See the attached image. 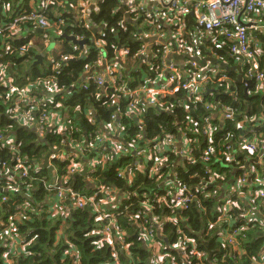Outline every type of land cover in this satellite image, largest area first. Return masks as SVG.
<instances>
[{"label": "trees", "instance_id": "16d2710c", "mask_svg": "<svg viewBox=\"0 0 264 264\" xmlns=\"http://www.w3.org/2000/svg\"><path fill=\"white\" fill-rule=\"evenodd\" d=\"M18 3L21 5L20 13H28L31 9H40V6L36 7L33 4L31 6L30 0H0V24H6L15 15H18H12V12L16 11ZM118 7V0H102L98 4V11L92 10L87 15L89 24H86L78 14L65 11L64 0H55L44 13L49 31L54 34V39L59 42L58 46L62 48L59 55L52 53L51 56L59 62H62V59H67L55 76L57 89L61 91L60 95L56 97V101H61L62 105L59 110L50 109L52 112L60 111L62 115L65 114L64 125L60 132L46 134L42 138V142L38 143L33 131L19 128L9 122L3 113V108L0 107V129L10 130V134H13L19 144L20 157L35 163L30 175L32 180H22L16 193L10 195V200L0 204V226L10 223L15 228V234L24 238L26 243L22 250L8 255H5L6 249L0 246V264H111V247L106 242H100L101 237L95 233L96 229L107 225V221L94 220L92 211L87 208L73 209L68 213V216L51 217L47 207L53 199L54 192L48 191L49 188L39 181L41 176L49 173L47 169H39V165L44 163L52 149L62 148L63 145H83L81 158L77 163L87 165L88 162H91L94 155L89 153V146L87 149L86 146L102 129V126L111 122V117L118 118V124L123 128L125 135L123 143L126 145L139 148L150 147L152 141L170 136L174 141L186 139L192 150V158L196 160L195 164H184V167L178 166L173 171L171 168L161 171L164 177L168 172H171L170 174L174 172L177 184L190 188L195 197L189 208L179 214L180 221L176 224L163 226L162 236H157L152 232L155 235H153V240L162 249L164 246L180 245L185 240L190 241L185 244V252L169 251L174 257V263H197L196 255H192L191 248L193 246L197 254H204L202 259L205 264H255L264 248V206L257 198L254 201L253 195L258 189L254 187L253 193L251 192V196L246 197V200L253 203L255 211L250 213L253 218H256L258 212L263 221L245 225V217L247 218L249 215H244L245 213L249 214L250 211L241 210L245 203L240 201L239 194L245 195L248 189L239 185L238 180L243 177V168L250 166L253 171L248 174L250 181H254L255 173L263 176L264 167L252 160L264 153V149H258L256 154L242 151L234 156L232 162H228L225 147L228 143L236 145L237 140L242 137L257 141L262 144L261 146H264V93L259 92L252 82L248 86L247 95H245V86L238 81V74L233 72L234 66H231L234 63L230 52L231 44L227 38L219 36L218 48L213 49L212 53L214 52L215 57L228 65L226 66L228 71L222 72L226 79L225 81L219 79V82L214 79L213 82L207 81L204 84L201 82V89L199 88L201 100L195 102L196 96L189 97L192 111L181 102L182 98L186 97L184 91L175 90L172 96L161 99L167 109L166 112L158 107L148 105L144 108L138 102L137 108L141 110V113L130 115V104L134 98L129 94L148 83H153V77L162 74L163 48L153 46L150 60L141 64L138 61L137 56L145 48L143 40L138 39V32L148 31L150 27H146V25H151V29L154 28L158 32L171 31L173 33L175 28H168L169 26L165 22L146 14L132 17V19H136L135 23L122 24L123 13L117 10ZM261 20L264 21V18ZM179 21L184 29L183 40L186 46L188 45L192 49L191 39L198 32L194 16L186 14L179 17ZM90 24L99 28L102 26L103 35L94 33L88 27ZM28 29H34V26L27 25L26 30ZM62 35L86 40L87 51L83 53V50L73 46L72 42L60 37ZM95 41L99 42V47L95 46ZM28 42V38L11 42L13 50L11 54L0 58L1 64L12 71L15 69L18 72H25L24 67L34 62V50L30 48L24 56H19L15 49L26 46ZM42 43H44L43 40H38V45ZM250 46L259 57V67L264 72V36L252 38ZM195 50H198L201 55L207 54L203 48H195ZM121 52H127L122 57L124 64L135 65L139 68L137 67L132 74L121 71L122 78L116 80L113 86L107 85L103 92L91 81H88L87 89L81 87V78L87 67L94 66L102 57L107 61L120 59L119 53ZM43 56L45 57V55ZM43 62L44 67L38 64L29 70L30 74L25 72L29 78L44 80L52 74L50 64L46 60ZM247 72V68H244V77ZM15 76L17 75L15 74ZM17 79L18 82H21L20 75L17 76L16 81ZM230 86L233 88L234 95L227 92L230 90L228 89ZM171 88L173 89V87ZM3 92L4 89L0 88V95ZM207 106L213 107L219 113L225 108H232L236 111L235 119L225 120L221 123L217 120L209 121L210 111L206 110ZM207 124L210 125L209 129L206 128ZM240 124H242V128L245 124H251L252 128L258 127L259 129L252 130L242 136ZM101 132L104 133V130ZM208 141L212 143L213 153L209 155L208 161H204L202 156L208 148ZM232 151L234 150L232 149ZM0 156L2 159H8L5 152ZM133 158L134 156L113 159L108 165L98 166L97 173L92 175L94 178L93 187L123 189L124 192L132 194L128 200L123 202L120 210L115 212L118 213L117 231L128 245V255L124 254L120 258L121 264H157L152 261L150 251L145 248L142 235L144 232H149L151 218L153 215H160L163 206L151 204L153 210L150 219L141 207L144 201H149L148 196L143 198V195L164 190L165 183L156 182L149 171L146 173L135 172L132 181L129 182L119 174L118 170L111 169L113 163L127 166L132 163ZM169 160H172V157ZM52 165L57 170L59 177L67 178L66 187L84 195H92L93 188L86 184L83 177L69 178V161L55 160ZM206 166L215 169L221 176L215 180L218 185H215L214 182L209 183L211 175L207 174L209 168ZM163 176L160 182L164 180ZM232 188H235V192L230 194L228 199L235 201L234 204L238 201L240 209L235 208L236 205H232L229 210H226L224 217L222 216V206L225 200L222 199V196L220 198V195L226 193L225 191L229 192ZM166 200L170 204L173 198L170 197ZM125 207H127L126 210ZM138 212L139 216L135 218ZM236 213L239 216H235ZM163 214L168 215L169 209L165 208ZM239 217L244 218L239 219L235 226L238 229L242 228L241 235L236 238L238 253L232 246L223 244L219 233L226 231ZM220 219L223 220L219 222V225L213 226ZM178 229L180 230L179 235L176 234ZM159 264L173 263L165 260Z\"/></svg>", "mask_w": 264, "mask_h": 264}, {"label": "built area", "instance_id": "2783aa9c", "mask_svg": "<svg viewBox=\"0 0 264 264\" xmlns=\"http://www.w3.org/2000/svg\"><path fill=\"white\" fill-rule=\"evenodd\" d=\"M123 1V5L126 7V13L139 16L140 14H146L157 20H161L167 24V26L174 27L175 32H171L174 35L173 38L170 37L167 44H171L173 49L176 51L185 53L189 51L190 47L185 44L183 40L184 29L179 21V17L185 16L186 14H192L194 16L195 24L198 27V32L191 39L193 48L192 51L198 52L195 48H200L204 46L205 43H210L214 47L216 44L210 39L212 37L222 36L227 38L231 44L230 52L232 57L240 58L242 61L246 62L245 67L248 72L246 76L242 78L250 80L253 82L259 92L264 93V72L260 70L259 67V57L256 55L255 51L251 49L252 38L263 35L264 36V0H149L150 3L155 4L150 7L145 6L143 3L138 2V0H126ZM55 0H45L41 2L40 9H31L28 13H20L21 5L20 3L16 6V11L12 12L15 17L6 24H0V58L11 54L13 50L11 42L19 40L20 34L24 32L27 25L34 26V29L46 30L49 28L48 22L44 16V13L49 5H51ZM60 6V5H59ZM128 10V11H127ZM20 13V14H19ZM252 18L251 22L260 20L262 24L250 25L243 21V17ZM258 16V20L254 17ZM254 18V19H253ZM153 27V26H152ZM151 38L156 42L163 41L166 38L163 32H153ZM32 45L27 44L26 46H21L15 49V52L19 56H24ZM95 46L99 47V42L95 41ZM157 47H161V44H156ZM145 49L137 56L138 59L145 54ZM167 50L163 48L162 54V71L166 69L167 80L174 90H183L186 98L188 100L190 96H196V101H200V87L201 82L196 78L197 70L199 68V57L192 55L187 67L184 69V74L172 67L170 63L164 64L165 55ZM127 54V52L119 53V61L122 57ZM196 54V53H195ZM193 58H198V61H194ZM46 61L50 64L52 74L49 75L44 80L27 78L18 83L16 81L17 76L13 73L12 69L1 64L0 62V88L4 89V92L0 95V107L3 108V113L7 120L19 128L26 130H32L36 134L35 140L38 143L42 142V138L52 132H60L64 125V115L57 112H52L50 109L59 110L62 102L56 101V97L60 95V90L57 89V83L55 76L60 69V66L67 61V59H62L59 62L54 57L46 56ZM116 63L118 65H116ZM167 67V68H166ZM190 67L189 70L187 69ZM95 71L94 73H92ZM121 71L125 73L121 65L116 59L112 61L105 60L104 57L100 59L94 66H89L85 69L84 73L87 77L82 80V88H88V81L95 84L101 92L107 85H114L116 80H120ZM220 80H225L226 77L224 73L219 74ZM16 77V78H15ZM198 84V86H197ZM244 84V83H243ZM148 85V84H147ZM142 86V90L147 91L146 86ZM246 87V84H244ZM200 88V89H199ZM133 96L134 101L130 104V115L141 113V110L137 108V103L141 97V91L139 89L130 93ZM146 105L151 107H158L160 110L166 112L165 104L157 98L154 94H146L144 98ZM5 100V102H4ZM206 110L210 108L205 107ZM235 110L232 108H225L221 111L222 120L232 121L235 119ZM58 113V114H57ZM211 121V120H209ZM1 122V120H0ZM63 123V125H62ZM206 128H210L207 124ZM104 130V133L101 131ZM10 130L0 129V154L4 153L8 157L7 160L2 159L0 156V204L6 203L10 200V195L16 193L19 185H21L22 180H32L30 178L31 171L34 169L35 164L33 161L26 160L19 155V144L13 134H10ZM210 133V132H208ZM183 135V134H182ZM125 138L123 128L118 124V118L111 117V122L102 126V129L96 134V136L88 143L89 153L94 155V159L88 162L87 165L78 164V160L81 158V152L73 151L68 153L66 150L67 145H63L62 148H55L50 151L47 157V168H53L52 173H54L53 184H46V176H41L39 179L47 188L48 191H53L54 196L50 204L47 207L48 213L51 217L64 216L65 213L59 211L61 208H65L67 211V203L69 202L75 209H89L93 213V217L98 222L107 221V225L102 226L100 229H96L95 233L100 236V242H106L109 247H111V264H121L120 258L125 254L128 255L125 240L123 236L117 231L116 228V218L125 200H128L132 194L126 193L122 190L108 189L104 186H95L94 176L97 173V167H103L108 165L114 160L119 158H129L134 156L132 163L127 166H120L117 163H113L111 169L118 170L120 175H123L125 179L129 182L132 181L133 175L137 173H146L149 171L150 175H153L156 182H160L163 174L161 171L163 169H173L184 164L193 165L196 160L192 158V150L188 145V141L181 139L179 141H174L172 137H164L162 139H156L152 141V146L150 147H134L133 145H126L123 143ZM141 139V137H138ZM236 145L228 143L225 147L228 162H232L234 156L242 151H246L249 154H256L260 145L257 141H252L249 138L242 137L237 140ZM70 146V145H69ZM208 148L205 150L202 159L204 161L209 160V155L213 153L212 143L208 141ZM232 149L234 151H232ZM251 149V150H250ZM3 151V152H2ZM172 157V160H169ZM55 160L61 162L69 161L70 163V174L69 178H75L80 176L83 172L86 184L93 188L92 195H84L75 192L70 187H66L67 178L59 177L57 170L53 167L52 163ZM261 167H264V159L261 156L256 157L255 160ZM39 169H43L42 165H39ZM120 167V168H119ZM207 167V166H206ZM45 168V169H47ZM207 170V174L211 175L210 182H214L221 176L217 171L211 167ZM211 168V169H210ZM251 169L243 168V177L239 178L238 184L244 186L245 184H250V191L253 193V188H258L255 190L254 195L261 201L264 206V174L263 176L255 173L254 181H250L249 172ZM248 169V170H246ZM168 174L164 177L163 182L165 183L164 190L156 191L154 194L143 195V198L148 196L149 201H144L142 203V210L151 218V212L153 205H162L169 209V214L164 215L165 208L160 215H153L150 220L149 232H144L142 235V240L144 242L145 248L150 251V256L154 263H162L165 260L174 263V257L172 256V250H180L185 252L186 243L190 241L185 240L180 245L164 246L162 249L153 240V235L162 236L163 226L176 224L179 219V214L189 208V205L194 202V193L190 188H185L179 186L176 182V175L174 172ZM158 188V187H157ZM235 188L231 189L229 192L224 193L225 201L222 206L223 214L225 217L226 210L234 204L235 201L228 199L230 194L235 192ZM134 195V194H133ZM241 195V194H239ZM173 198L172 203H168L167 198ZM63 198H67L68 202L62 201ZM58 206L56 205V203ZM104 207V209H103ZM125 210L127 207L124 208ZM146 215V216H147ZM249 215L245 213L244 216ZM139 212L135 216L137 218ZM244 217H239L238 220L230 225V227L224 231L220 232V238L223 244L232 246L234 250L236 247V238L241 235V229L236 228L237 221L242 220ZM223 220L220 219L219 222ZM245 225L255 222L249 217H245ZM145 230V229H142ZM15 228L12 227L10 223L0 226V246L6 249L5 255L9 253L14 254L18 251V248L26 246L25 239L15 234ZM142 232V231H141ZM154 232V234H152ZM176 234H180V230L176 231ZM154 235V236H155ZM192 255H196L197 263L195 264H205L202 257L203 253H196L195 248L192 246ZM255 264H264V248L262 250V255Z\"/></svg>", "mask_w": 264, "mask_h": 264}, {"label": "crops", "instance_id": "0c3cea01", "mask_svg": "<svg viewBox=\"0 0 264 264\" xmlns=\"http://www.w3.org/2000/svg\"><path fill=\"white\" fill-rule=\"evenodd\" d=\"M42 1H45V0H30V5L33 4L36 7H39L41 5ZM101 1L102 0H73V1L64 0V2H65V11H70L72 13L78 14V16H80L82 14L81 18L85 21L86 24H89V20L87 18V15L92 10L97 12L98 11V4ZM123 1L127 2L126 0H118L119 7L117 9L118 11H122L123 10V12H124L122 24L123 23L128 24V23H132V22L135 23L136 19H132V17L135 18L136 16L133 15V14L126 13V7L123 5ZM138 2H141L145 6H148V7H150L151 5L153 7H155V4L150 3L149 0H138ZM66 6H68L70 8V10L67 9ZM254 18H256L258 20V16L254 17ZM251 20H252V18H250L248 16L243 17V21H245L248 24L250 23V25H252V26H253V24H255V25L262 24L260 20L255 21L253 23L251 22ZM86 27H87V25H86ZM88 27L91 28L94 33H99L100 34V32L103 31V28H101L102 26H100V28H99V27H96L93 24H90V25H88ZM146 27H150L148 29V31L143 32V33H141V31L138 32L140 34V35L138 34V39H142L143 40V42H144L143 45L145 47L144 49L146 51L144 56H142L138 60L140 62V64L141 63H147L150 60V58H151V51L153 49V46H156V44H161L162 48L165 47V49L167 50V53H166L165 59H164V64H166L168 62V63H170V65H172V67H175L177 70L181 71L184 74V71H185L184 69L187 67V63L189 62V60L192 57L194 52L191 49H189V51L185 52L184 54L179 52V51L178 52L174 51V49L172 48L171 44H167L169 38L170 37L173 38V36H174V35H171V31H169V32L162 31L163 33H165L166 38H164L163 41H158L157 40V42H156L154 39L151 38V35H152L153 32H158V30H155L154 28L151 29V25H146ZM146 27H140V28H146ZM168 28H170V27H168ZM46 30L49 31V28H47ZM45 31L41 30V29H37V28L36 29H32V30L28 29V30H25L24 32H22L19 35L20 36L19 39L28 38V41H29L28 44L32 45L31 46L32 50H34L33 59L36 60L37 56L40 57V59H39L37 64H32L31 63L28 66V68L31 67V69H33L38 64L41 67H44L43 60L45 61L46 55H45V57L43 56L44 55L43 51L45 50V43H42V44L38 45V40H39L40 36L45 34ZM41 33H42V35H41ZM74 39L76 41H85V40H83L81 38H74ZM210 39H212L213 42L216 44L215 47L212 44H210V43L204 44V46L202 48L206 51L207 54L201 55L200 52H196V54H194V55L199 57V68L197 70L196 78L198 79V81L202 82L203 84L206 83L207 81L208 82L209 81L213 82L214 79H216L215 81L219 82V79H220L219 74H221L222 72H225V70L223 71L220 67H216V66L211 65L210 62L202 63L203 58H206L208 56H211L212 58H215L217 61L219 60L218 57H215V55H213L214 52L212 53V50L215 49L217 47V44L219 43L218 42L219 41V37L210 36ZM52 44L55 45L56 43L53 42ZM71 44L73 46L78 47L80 50H83V53H85L87 51V42L83 43L81 45H74L73 43H71ZM58 50H59V53L58 52L57 53L59 55L60 52L62 51V48L58 46ZM187 54H189V56ZM50 55H52V53ZM233 60H234V63H233V65H231V66H234L233 67L234 69L232 68L234 70L233 72L237 73V71L235 70V67H238L241 70V72H244V67H245V63L246 62H244L241 59L236 58V57H234ZM117 62L119 63V65H121V67L123 68L125 73H128V74H132V72H134V70H136L137 67H138V66H135V65L127 66L126 64L123 63L122 60L121 61H117ZM218 62H220L221 64H224V62H222L220 60ZM116 65H118V64L116 63ZM224 65L228 66L226 63ZM28 70H24V71L27 72L28 74H30V71H28ZM165 71H166V69H163L162 74L160 76L156 75V76L153 77V83H148V85L146 86V89H148L147 91L142 90L145 87L144 88H142V87L139 88V90L141 91V97L139 98L140 99L139 100V104L142 107L145 108V106H146V102H145L144 98L146 97V94H148V93L149 94H151V93L154 94L155 96H157V98H159L161 100L164 97L167 98V97L172 96L173 92H175V90L172 89L171 86L168 83L167 77L165 76V74H166ZM94 72L95 71H93L92 73H94ZM28 74L24 75V77H22L20 75V81L21 82H18V83H22L23 80L27 79L28 78ZM86 77H87V75L84 73L83 76H82V80H84ZM223 81H225V80H223ZM197 86H198V84H197ZM231 87L232 86H230L228 88L230 90H228L227 92H229V93L234 95L233 90L231 89ZM181 102H182V104H184V106L186 108L188 107L187 103L191 104L189 102V100L185 96H184V98H182ZM208 111H210V120H212V121L213 120H217L218 122H219V120H222V113L221 112L219 113V112L215 111L213 107L210 108ZM58 113H61V112L59 111ZM63 115L65 117V114H63ZM87 118H89V115H87ZM219 123H221V122H219ZM62 125H63V123H62ZM239 128L240 129L242 128V124H240ZM258 129H259L258 127L252 128L251 124H245L244 127L241 129V133L240 134L242 136H245L248 132H250L252 130H256L257 131ZM28 131H32V130H28ZM259 145H260V149H264V146H261L262 145L261 143ZM259 156H261L264 159V153H261ZM81 164L84 167L85 163H81ZM42 166H43L44 169L47 168V167H44V163L42 164ZM247 168L251 169L250 167H247ZM248 169H246V170H248ZM47 170L49 171V173H48V175H45L47 177V180L45 181V183L48 185V184H51V182H53L54 173H52L53 168H52L51 171L49 170V168H47ZM162 182L163 181L159 182V184H162ZM250 186H251L250 184H245L244 185V189H248V191L246 192L245 195H239V199H240L241 202L245 203V206L241 210H244V212L250 211L249 212V217L253 218L252 214H250V213H253L252 211H255L253 203H252V201L248 202L246 200V197L251 196V191L249 190ZM221 196H222V199H223L224 195H221ZM221 196H220V198H221ZM253 196L255 197V199H254V201H255L256 200V194L253 195ZM235 208L240 209V207L238 205V201H236ZM238 213H241V212L238 211ZM238 213H236L235 216H239ZM94 220H95V217H94ZM253 220L254 221H263L262 220V216L259 215L258 212H257L256 218H253ZM261 225L263 226V223ZM19 249L22 250L23 248H18V251H19Z\"/></svg>", "mask_w": 264, "mask_h": 264}, {"label": "rangeland", "instance_id": "374dc122", "mask_svg": "<svg viewBox=\"0 0 264 264\" xmlns=\"http://www.w3.org/2000/svg\"><path fill=\"white\" fill-rule=\"evenodd\" d=\"M79 11V10H78ZM82 16V14L80 15ZM100 35H103V32H100ZM62 38L65 39V35H62L60 36ZM43 40V42L45 43V50L43 51V54L46 55V56H50L51 53H59V50H58V45H59V42H57L55 39H54V34L51 33L50 31H45V34H43L42 36L39 37V40ZM37 41V40H36ZM55 42L56 44L53 45L52 43ZM194 52V51H193ZM196 53V52H195ZM193 53V55L195 54ZM189 56V54H187ZM46 60V59H45ZM117 61H119V59H116ZM33 64H35V60L33 62ZM29 65H26L24 68V70H30L31 67L28 68ZM28 70V71H29ZM13 73L16 74L17 76L18 75H21L23 76L24 74H26L25 72L23 71H17V70H13ZM77 149L80 150H83V145H71V146H68L66 147V150L68 153H72L73 151H77ZM82 176V175H80ZM51 184H53V182H51ZM233 189V188H232ZM216 192V191H215ZM227 193V191H225ZM224 194V193H223ZM222 194V195H223ZM221 196V195H220ZM62 201H64L65 203L68 202L67 198H63ZM56 203V202H55ZM56 205L58 206V204L56 203ZM68 207H67V211L65 210V208H61L59 211L65 213L67 216H68V213H70L73 209H75L74 206H72L69 202L67 203ZM20 250V249H19Z\"/></svg>", "mask_w": 264, "mask_h": 264}, {"label": "water", "instance_id": "95a60500", "mask_svg": "<svg viewBox=\"0 0 264 264\" xmlns=\"http://www.w3.org/2000/svg\"><path fill=\"white\" fill-rule=\"evenodd\" d=\"M66 8L70 10V8L68 6H66ZM121 12L124 14L123 10ZM65 39L68 40V41H70V42H72L74 45H81V44L87 42L86 40L85 41H76L73 37H66V36H65ZM202 47H200V48H202ZM174 51H176V49H174ZM39 59H40V57L37 56L36 57V60L37 61L35 60V64L38 63ZM193 60L197 62L198 61V58H193ZM204 62H210L211 65L216 66V67H220L222 70L228 71L227 67L224 64L219 63L215 58H212L211 56H208L206 58H203L202 63H204ZM235 70L238 73V77H237L238 78V81L241 82V83L246 84V87L244 89V93H245V95H247V93H248V86H250L251 81L242 78V72H241V70L238 67H235ZM165 76H167V74H165ZM231 89L233 90L232 87H231ZM187 104H188L189 110L192 111L191 110V104H189V103H187ZM44 167H47V159L44 160ZM49 170L51 171L52 168L49 167ZM81 175L83 176L84 175V172Z\"/></svg>", "mask_w": 264, "mask_h": 264}, {"label": "clouds", "instance_id": "9594fccd", "mask_svg": "<svg viewBox=\"0 0 264 264\" xmlns=\"http://www.w3.org/2000/svg\"><path fill=\"white\" fill-rule=\"evenodd\" d=\"M251 150V149H250Z\"/></svg>", "mask_w": 264, "mask_h": 264}]
</instances>
